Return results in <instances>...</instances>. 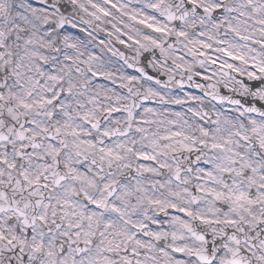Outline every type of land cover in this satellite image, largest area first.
<instances>
[{
    "label": "snow or ice",
    "instance_id": "6c2138e0",
    "mask_svg": "<svg viewBox=\"0 0 264 264\" xmlns=\"http://www.w3.org/2000/svg\"><path fill=\"white\" fill-rule=\"evenodd\" d=\"M0 264H264V0H0Z\"/></svg>",
    "mask_w": 264,
    "mask_h": 264
}]
</instances>
